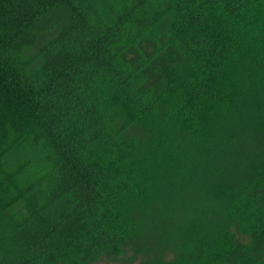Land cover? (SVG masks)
I'll return each mask as SVG.
<instances>
[{"label": "trees", "instance_id": "trees-1", "mask_svg": "<svg viewBox=\"0 0 264 264\" xmlns=\"http://www.w3.org/2000/svg\"><path fill=\"white\" fill-rule=\"evenodd\" d=\"M264 264V0H0V264Z\"/></svg>", "mask_w": 264, "mask_h": 264}, {"label": "rangeland", "instance_id": "rangeland-1", "mask_svg": "<svg viewBox=\"0 0 264 264\" xmlns=\"http://www.w3.org/2000/svg\"><path fill=\"white\" fill-rule=\"evenodd\" d=\"M137 260H135L134 262L130 263V264H136ZM93 264H117L115 260H111L106 256H103L102 258H100L98 261L94 262Z\"/></svg>", "mask_w": 264, "mask_h": 264}]
</instances>
